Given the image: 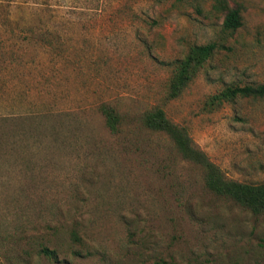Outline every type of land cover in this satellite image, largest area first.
Returning <instances> with one entry per match:
<instances>
[{
	"label": "rangeland",
	"instance_id": "rangeland-1",
	"mask_svg": "<svg viewBox=\"0 0 264 264\" xmlns=\"http://www.w3.org/2000/svg\"><path fill=\"white\" fill-rule=\"evenodd\" d=\"M226 2L242 18L232 34L216 0H0V89L14 94L0 98V264H23L7 251L18 244L28 264H264V213L211 193L141 123L159 106L225 179L264 182V96L211 102L264 85V0ZM210 42L167 101L172 63Z\"/></svg>",
	"mask_w": 264,
	"mask_h": 264
},
{
	"label": "trees",
	"instance_id": "trees-1",
	"mask_svg": "<svg viewBox=\"0 0 264 264\" xmlns=\"http://www.w3.org/2000/svg\"><path fill=\"white\" fill-rule=\"evenodd\" d=\"M216 4V8L224 12L222 22L223 31L229 34L234 33L242 26L240 9L228 6L226 0H216ZM2 8L3 6H0V9ZM23 10L31 13L28 7ZM22 31L26 34L21 38L23 40H28L27 30L22 28ZM17 34L20 36L22 32H18ZM31 36L35 38V34H31ZM37 38L39 39V35ZM219 48L220 46L215 42H210L206 45L192 46L182 59L175 60L172 63L173 68L167 83L166 100L172 101L179 98L192 78L196 76L200 68L204 66ZM11 91L12 88L9 84H6L4 88L0 89V98L7 97L12 99L14 94L11 93ZM238 96L262 97L264 96V85L246 86L243 88L228 87L213 96L211 102L213 101L215 105L219 106L222 102H228ZM100 112L109 131L113 134L117 133L121 123V116L116 109L104 103L100 105ZM141 123L146 129L152 132L169 136L182 159L201 169L204 185L211 193L216 196L227 198L253 214L264 213V182L258 184H244L225 179L220 169L214 165L201 150L192 145L186 131L168 120L164 110L159 106L153 107L145 112L142 116ZM24 240L25 236L22 241ZM34 248L37 249L38 255H42L48 260L54 261L57 259L56 251L54 249H49L44 243H38ZM7 251L10 256H13V259L18 260V262L21 261L23 264H28L30 255L26 250H23L22 244H18L16 249L10 247Z\"/></svg>",
	"mask_w": 264,
	"mask_h": 264
}]
</instances>
